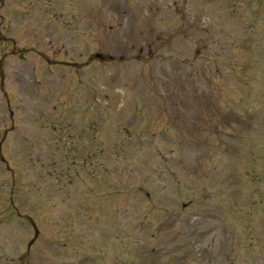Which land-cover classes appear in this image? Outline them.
<instances>
[{"label": "rangeland", "instance_id": "1", "mask_svg": "<svg viewBox=\"0 0 264 264\" xmlns=\"http://www.w3.org/2000/svg\"><path fill=\"white\" fill-rule=\"evenodd\" d=\"M3 133L0 264H264V0H0Z\"/></svg>", "mask_w": 264, "mask_h": 264}]
</instances>
